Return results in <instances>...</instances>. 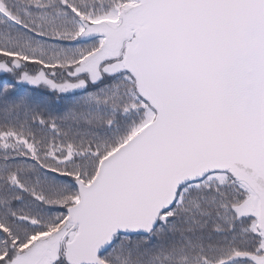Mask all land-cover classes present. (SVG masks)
<instances>
[{
    "label": "snow or ice",
    "instance_id": "obj_1",
    "mask_svg": "<svg viewBox=\"0 0 264 264\" xmlns=\"http://www.w3.org/2000/svg\"><path fill=\"white\" fill-rule=\"evenodd\" d=\"M0 264H264V0H0Z\"/></svg>",
    "mask_w": 264,
    "mask_h": 264
}]
</instances>
